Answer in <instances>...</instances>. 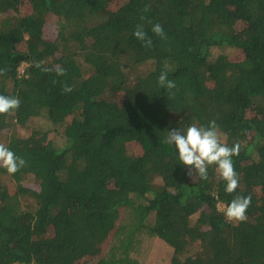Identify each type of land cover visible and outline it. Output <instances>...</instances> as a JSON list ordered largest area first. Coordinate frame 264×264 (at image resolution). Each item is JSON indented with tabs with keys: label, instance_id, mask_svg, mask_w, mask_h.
<instances>
[{
	"label": "trees",
	"instance_id": "1",
	"mask_svg": "<svg viewBox=\"0 0 264 264\" xmlns=\"http://www.w3.org/2000/svg\"><path fill=\"white\" fill-rule=\"evenodd\" d=\"M0 95L21 101L0 115V144L26 161L0 167V264H139L148 240L162 264H264V0H0ZM37 118L33 144L17 128ZM213 120L241 145L231 194L164 143ZM236 195L251 196L243 222L218 210Z\"/></svg>",
	"mask_w": 264,
	"mask_h": 264
},
{
	"label": "clouds",
	"instance_id": "2",
	"mask_svg": "<svg viewBox=\"0 0 264 264\" xmlns=\"http://www.w3.org/2000/svg\"><path fill=\"white\" fill-rule=\"evenodd\" d=\"M150 5H145L144 11L147 12ZM151 31L161 39H167L163 26L159 23L152 25ZM134 37L143 43L145 47L152 46V40L148 37L141 25H137L133 32ZM39 66V65H37ZM51 71V69H44ZM66 70L58 69L57 75L63 76ZM158 85L162 89L172 90L176 87L173 80L168 79L166 71L161 72ZM65 92L71 89L65 87ZM20 99L15 96L0 95V115L10 113L20 107ZM164 143L173 146L178 154V160L189 169V176H198L201 179H207L208 167L215 166L218 176L225 182V192L233 193L239 186V176L235 171L232 157L240 153V143L237 142L231 146L221 140L216 121L213 120L205 126L192 124L186 130L172 128L167 131ZM26 164V161L18 157L4 144H0V167L7 170L9 174H15ZM251 204V196L236 195L227 204L218 205V210L229 221L243 222L246 220V212Z\"/></svg>",
	"mask_w": 264,
	"mask_h": 264
},
{
	"label": "rangeland",
	"instance_id": "3",
	"mask_svg": "<svg viewBox=\"0 0 264 264\" xmlns=\"http://www.w3.org/2000/svg\"><path fill=\"white\" fill-rule=\"evenodd\" d=\"M25 9H27V7H25ZM238 31L246 28V25L244 27V24L239 23L237 25ZM213 53V57H216L219 54H230L231 58H233L234 60H239L241 58L240 53H232L231 49L228 48H221V49H214L212 51ZM232 53V54H231ZM47 125L45 124L44 120L42 118H37V119H33V121L29 122L25 127L22 128H17L18 132L20 133L21 136L25 137V138H30V141L33 144H37L41 141V135L39 134H35L32 132L33 131H37V130H42L43 133L47 132ZM46 130V131H45ZM50 134H48L46 137L47 139L49 138ZM42 137L44 138V136L42 135ZM131 150H133L134 152H138L139 151V147L134 144V143H130L129 147ZM27 189H37V183L35 182H27ZM34 202L33 200H24L21 199V210L22 211H28V212H32L34 209ZM221 212V211H220ZM124 221H126V216L124 217ZM139 248V247H138ZM167 248L162 245V244H158V243H153L151 242V240H148V242L143 246H140L139 249V253H142V256H139V253L135 256L137 258V261H139V264H162L161 261L159 262L158 260L161 259L162 257L165 258L167 256ZM145 252V254H144ZM158 253V255L156 256V254ZM162 256V257H161Z\"/></svg>",
	"mask_w": 264,
	"mask_h": 264
}]
</instances>
